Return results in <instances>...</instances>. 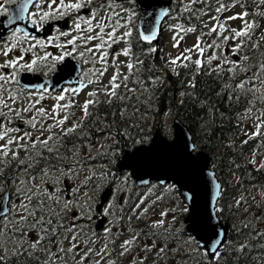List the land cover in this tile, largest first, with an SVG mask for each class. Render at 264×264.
<instances>
[{"label": "snow or ice", "instance_id": "1", "mask_svg": "<svg viewBox=\"0 0 264 264\" xmlns=\"http://www.w3.org/2000/svg\"><path fill=\"white\" fill-rule=\"evenodd\" d=\"M135 3L136 0H4L0 4V17H6L0 21V55L5 57L0 63V237L7 234L8 241L15 245L12 256L26 255L39 264H68L69 256L73 264H93V258L94 264H117L116 257L132 253V246L139 236L132 229L129 230L133 231V235L123 240L118 249L110 251L107 243L99 248L93 247L99 239L98 233L90 236L78 223L85 219V209L91 212L87 200L81 203L77 196L87 193H81L78 184L69 185L66 179L79 175L85 166L77 159L80 151L77 144L96 147L91 143L93 130L105 133L113 145L120 143L111 130L113 121H106L100 115L101 105L121 104L119 115L123 117L127 112L125 102L132 101V115L139 113L140 118L147 116L154 107L153 87L162 82L163 77L155 75L153 68L145 65L141 57L155 54L157 48L153 46L134 51V41L152 45L158 36L160 20L169 16V10H161L154 20H145L143 30L134 36L137 29ZM178 3L181 5L179 18L185 22L169 25L173 33V48L181 46L185 35L198 34L191 47L184 48L180 54L167 60L169 71L179 75V68L194 66L192 71L197 75L201 72L215 74L225 80L223 90L228 93V100L244 103L241 119L251 118L256 101L264 104V92L261 91L264 89V26L260 23L264 20V0H178ZM4 4L15 5V8L10 10ZM237 7L240 11H234ZM185 13L188 14L186 17ZM204 17L207 19L204 20ZM193 20L200 23L194 25ZM237 20L240 25L233 27L230 22ZM25 21L27 27L19 26L18 22ZM46 29L47 36L41 38L35 34ZM116 45L122 46L116 49ZM48 48L54 51H46ZM14 50L19 54L11 57L10 53ZM28 53L32 55L29 57ZM67 58L81 63V77L68 81L69 86L60 87L59 81L54 85L22 82L26 75L42 72L48 76L55 73L57 65ZM82 65L89 67L85 69ZM145 68L149 73L147 76L142 74ZM194 79L188 81V87H196ZM85 89L88 90L81 103L76 97ZM257 92H261L259 97ZM185 95L190 93L181 92V96ZM46 98L55 103L49 106L42 104L41 101ZM77 110L80 115L76 114ZM259 111V123L253 122L254 130L245 133L247 139L242 141L243 144L257 137L264 141V108ZM129 126L143 132V128L131 120ZM119 136L131 140V146L125 144V147L134 150L133 156H126V160L144 152V146L150 139L146 134L133 137L127 128L121 129ZM100 147L103 148V145ZM119 151L113 148L112 155ZM182 152L189 165L194 166L201 159V150L190 138L184 139ZM250 162L258 170L264 169V162ZM110 174L101 172L99 177L106 179ZM207 176V183L214 185L219 194L222 186L216 181L215 173L208 172ZM96 178L97 173L92 171L85 176V182ZM6 186H12L15 200ZM85 186L89 185L85 183ZM165 186L173 188L172 185ZM174 190L179 192L185 205L192 201L191 192L180 191L179 187ZM261 195L264 196V192ZM242 201L243 198L237 199L236 206L240 207ZM143 202L141 200L132 209L137 219L148 210L144 208L137 214L136 209ZM175 210L172 209L173 212ZM181 211L186 212L188 208L185 206ZM222 211L213 197L208 214L209 224L218 222V214ZM69 212L72 213V222L65 225L63 220ZM167 215V212L161 213V216ZM176 219L173 215L172 222ZM128 220L131 221L132 216ZM152 227L163 228L166 233L175 231L165 227L163 219L154 221ZM102 231L109 238L115 235L112 227H103ZM193 241L197 245L194 251L203 249V254L212 261L223 258L220 249L226 243L224 233L214 226L205 239L189 234L186 242ZM112 243L115 245V241ZM45 244L54 245L55 251L46 248ZM154 247V243L143 245L147 252ZM166 247H159L156 255L165 253ZM246 247L242 244L237 251L242 252ZM7 251L6 245L0 246V264H8ZM136 259V256H131V261ZM144 261L145 257L140 256L137 264H144Z\"/></svg>", "mask_w": 264, "mask_h": 264}, {"label": "rangeland", "instance_id": "2", "mask_svg": "<svg viewBox=\"0 0 264 264\" xmlns=\"http://www.w3.org/2000/svg\"><path fill=\"white\" fill-rule=\"evenodd\" d=\"M4 0H0V4H3ZM178 4V1H176ZM11 4H4L5 7ZM234 11H240L239 7L234 9ZM232 13H225V15H229ZM176 23H181L179 20L174 17L169 25H173ZM233 27H237L240 25V21H232L230 22ZM198 33H191L184 36V39L180 42L181 46L178 48H173V33L169 29V26L165 29L163 33L162 40L160 42V48L163 50V56L165 63L168 59L174 58L176 55L180 54L184 48L191 47L195 41ZM205 39H208L205 37ZM47 51H53L46 49ZM37 51V50H36ZM18 51H13L10 53L11 57H15L18 55ZM42 55V53H40ZM32 53H28L27 56H31ZM5 57L0 55V63L3 62ZM123 59V58H122ZM193 59H196V56L193 55ZM167 64V63H166ZM168 66V65H167ZM89 66L86 65V69ZM105 82H107V75L105 76ZM257 86H259V82H257ZM264 92V89H261ZM261 95V92H258ZM27 96V93H25ZM83 97H76L81 103L83 102ZM42 104L49 106L55 101L51 98H46L41 101ZM80 113V112H79ZM260 115V111L253 112L251 118L245 117L238 119V128L235 135V139L232 141H226L225 143L229 145V143L234 144L233 148H230L231 151H238L244 144L243 140L247 139L245 135L246 132L251 133L254 130L253 122L259 123L257 117ZM162 123H168L171 125L173 116L169 113L161 114V117L158 118ZM157 128H154L153 131H156ZM264 131V129H262ZM167 135L172 133V129L169 128L166 130ZM109 144V138H104L100 141L96 148L94 149V153L91 154V157H95L101 150L106 149ZM103 145V148L100 146ZM260 146H263L262 150L256 151L252 150L248 154V161L255 160L257 163L264 162V141ZM259 146V147H260ZM99 150V151H98ZM228 151L218 150L216 149V155L223 157ZM226 167V173L224 177L227 181V184L232 189L236 186L239 178L238 173L235 172L236 166L231 162L223 161ZM251 163V162H250ZM256 167V165H255ZM95 171L97 173V178L94 181L85 182V176L90 172ZM104 172L103 169L99 166L94 167L90 166L87 169H82L79 175L74 176L71 179H66V182L69 185H79L81 189V193H87V195L77 194L81 203L87 200V206L91 208V212H88L85 209L83 215L85 219L83 221H78L84 226V231L88 233L90 236H94V234L98 233L99 239L94 248L102 247L105 243L108 244L110 251L113 248L118 249L120 243L123 240L128 239L133 235L134 230L135 233H139V236L132 246V253L129 256L124 257H116L117 264H129L131 261V256H136V261H131V264H137L140 256L145 257L144 264H192L195 256H201L203 250L201 249L199 252L194 251L197 247L196 243L193 241L191 243L186 242L188 235L182 234L183 226H184V216L185 211H181V208L185 207V204L182 202L179 193L172 189H169L166 186L159 185H151L148 188L142 190H135L133 184L129 180L128 176H124L122 181L116 185V194L111 199V201L105 205L103 208H99L100 196L102 192L106 189V185H108L111 181H114L115 177L108 175L106 179H101L99 174ZM85 183L89 185L85 186ZM91 197V199H89ZM160 197V199H157ZM243 198L242 205L240 207L236 206V200ZM143 200V204H140V208L136 209L137 214L139 215L144 208H147V212H144L140 215V218L137 219L136 216H133L132 209L135 208L140 201ZM229 203L226 205L233 210H236L235 216L231 218V222L234 227L240 228L242 226V222L245 218L255 213H259V208L261 206V190L257 187H247L245 189H237L234 191ZM246 201V202H245ZM123 206V208H121ZM175 208V212L172 209ZM74 211H78L79 209H73ZM162 212H167V216H161ZM71 212L67 213L63 222L65 225L70 224L72 221L70 219ZM104 215L108 218V225L106 227H112L113 233L115 235L110 238L107 237L103 231H98L96 229V221L93 222L92 219L97 215ZM175 215L177 217L175 222H172V216ZM123 217L122 219H118L119 217ZM132 216V220L129 221L128 217ZM91 217V219H88ZM163 219L165 221V227H169L170 230L174 228L175 231H170L166 233L163 228H153V222ZM115 225V226H113ZM155 233V235H153ZM147 234V235H145ZM95 238V237H94ZM175 239L174 242L172 240ZM112 241H115V245H113ZM155 244L156 247L152 249L151 252H147L143 249V245L145 244ZM166 245L165 253L156 255V252L159 247ZM229 247L226 248V251L230 250L232 247H236V244L230 242ZM46 248H51L55 251V247L52 244H47ZM183 255L184 258L180 259L179 257ZM111 258V257H109ZM95 258H93L94 264ZM62 264V262H61ZM68 264H73L71 257L68 258Z\"/></svg>", "mask_w": 264, "mask_h": 264}, {"label": "trees", "instance_id": "3", "mask_svg": "<svg viewBox=\"0 0 264 264\" xmlns=\"http://www.w3.org/2000/svg\"><path fill=\"white\" fill-rule=\"evenodd\" d=\"M184 15L186 17L188 14L185 13ZM183 22L185 21L183 20ZM192 23L198 25L200 22L193 20ZM260 23L263 26L264 20H260ZM149 47V45L139 41L136 51H139L140 48L147 49ZM153 55L144 56L145 65L151 66L155 75H162L163 81L161 84L153 87L154 95L152 102L154 107L149 110L147 116H152V118L158 120L157 117L159 114L168 112L181 118L192 131L197 147L202 151L214 155V145L222 146L223 139L231 138L235 129V119L237 114L243 111L244 103H237L235 100L229 101L227 98L228 93L223 90L225 80L218 78L215 74L208 75L207 73L201 72V74L197 75L192 71V67L194 66H190L188 68H179L178 71L180 74L176 75L165 68L156 66L152 61ZM161 69L163 70L162 72ZM142 74L144 76L149 74L147 68L142 70ZM191 74L195 78V88H190L185 84V79ZM181 92L190 93V95L181 96ZM217 93L220 94L218 95ZM125 103L127 104V112L123 117L119 115L122 107L119 103L115 106L101 105L99 107V113L106 121H113L112 133L120 141L115 146L119 150L126 152L132 151L130 147H125V144L131 146V140L119 136L121 129L127 128L133 137H136L138 134L151 136L152 132L145 127L146 116L140 118L139 113H136L135 116L132 115L134 111L132 107L133 102L126 101ZM111 113L116 114L112 115ZM130 120L132 123L139 124L143 128V132H139L137 128L130 127ZM99 134L93 130L95 137ZM107 157L104 154L98 156L96 163L106 164L107 171L114 172L115 169L112 168L115 167V158H118V155L106 159ZM232 158L235 159L236 164L240 165L241 156L238 158L236 153L228 152L222 158L214 156L216 170L220 176L225 169L223 161L227 160L232 163ZM235 171L247 185L256 184L259 187L261 186L264 191V169L256 170L254 166L247 164L240 165L238 170L236 169ZM232 192L233 189L226 187V185L224 186V195L219 203L220 208L223 209L221 214L224 216L226 214L225 206L228 204ZM229 212L230 217L234 211L230 208ZM244 224H248L249 226L244 227L242 225L241 232L239 234L233 233L232 235V239L236 240V242L244 241V245L247 246L242 252L236 249L230 252L228 256L223 253V258L218 261L202 260L199 264H254V249L261 244L254 237L259 233L258 238H264V232L261 231L264 226L255 223V227H253L252 220H249V222L245 221ZM241 239L243 240L241 241ZM253 242L257 243L255 247L252 246ZM262 244L263 247H260L259 250L264 253V241Z\"/></svg>", "mask_w": 264, "mask_h": 264}, {"label": "water", "instance_id": "4", "mask_svg": "<svg viewBox=\"0 0 264 264\" xmlns=\"http://www.w3.org/2000/svg\"><path fill=\"white\" fill-rule=\"evenodd\" d=\"M139 4L142 9L140 30H143L145 20H154L161 10H170L171 0H139ZM147 13L152 15L148 16ZM164 18L162 17L160 20L158 36L153 42L159 39ZM18 23L20 25L23 22ZM73 67V65H70V70H73ZM26 77L32 76L26 75ZM60 77H62L59 80L60 83H63L67 78L65 74H59L58 78ZM174 127L175 140L173 142H168L159 134L153 140L151 146L145 147L146 150L141 152L140 155L127 160L125 157L133 156V153L126 155L121 161L119 168L131 170L138 186L146 185L151 181H164L165 183H175L181 191L191 192L193 199L188 203L190 213L186 218L188 234L205 239L214 226L217 230L224 233V240L226 241L231 234L230 224L220 217L218 222L213 221L212 224L208 222V214L213 197H215L217 205V201L222 196V191L217 194L214 185L207 183V173H214L209 170L211 159L209 155L202 153L201 159L196 165H189L183 159L182 143L185 138L192 140V134L180 120L175 121ZM201 169H204V171L202 172ZM144 181H147V183ZM216 181L220 183L217 177ZM109 194L106 193L103 199L106 200Z\"/></svg>", "mask_w": 264, "mask_h": 264}, {"label": "flooded vegetation", "instance_id": "5", "mask_svg": "<svg viewBox=\"0 0 264 264\" xmlns=\"http://www.w3.org/2000/svg\"><path fill=\"white\" fill-rule=\"evenodd\" d=\"M47 31L48 30L46 29L43 33H39L40 37L42 38L44 36H47V34H46ZM8 171H11V170H8ZM6 189H7L8 193L12 196V199L15 200V194L12 191V186H6ZM1 246H3V245H1ZM14 247H15V245L13 243L7 245L8 264H30V258H32V257H28L26 255H24V256H19V255L18 256H12L11 255ZM37 255L43 256V254H41V253H37ZM34 262L39 264V262L36 261L35 259H34Z\"/></svg>", "mask_w": 264, "mask_h": 264}]
</instances>
